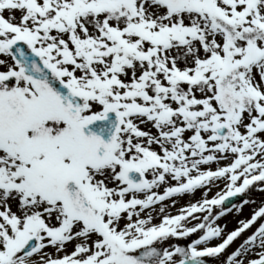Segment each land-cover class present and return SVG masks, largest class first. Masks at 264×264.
I'll return each instance as SVG.
<instances>
[{
	"label": "snow or ice",
	"instance_id": "obj_1",
	"mask_svg": "<svg viewBox=\"0 0 264 264\" xmlns=\"http://www.w3.org/2000/svg\"><path fill=\"white\" fill-rule=\"evenodd\" d=\"M0 264H264V0H0Z\"/></svg>",
	"mask_w": 264,
	"mask_h": 264
},
{
	"label": "rangeland",
	"instance_id": "obj_2",
	"mask_svg": "<svg viewBox=\"0 0 264 264\" xmlns=\"http://www.w3.org/2000/svg\"><path fill=\"white\" fill-rule=\"evenodd\" d=\"M261 199L260 196L257 197V201L259 202V200ZM175 210H173L174 212ZM249 212H250V207L248 208L247 206L244 208V212H243V216L242 217H238V218H244V217H247L249 215ZM235 216V213H232L230 214L228 217H226V222L228 223V229L231 230L235 225H236V220H237V217H236V220H234L233 223H229L227 220L229 219H232L233 217Z\"/></svg>",
	"mask_w": 264,
	"mask_h": 264
},
{
	"label": "bare ground",
	"instance_id": "obj_3",
	"mask_svg": "<svg viewBox=\"0 0 264 264\" xmlns=\"http://www.w3.org/2000/svg\"><path fill=\"white\" fill-rule=\"evenodd\" d=\"M184 201H181V203H183ZM248 208H249V206H247ZM228 217V216H227ZM236 217H237V215L235 214V216L232 218V219H229V220H227L229 223H233L234 222V220H236ZM226 219V218H225ZM237 219H238V217H237ZM223 222V221H222Z\"/></svg>",
	"mask_w": 264,
	"mask_h": 264
}]
</instances>
